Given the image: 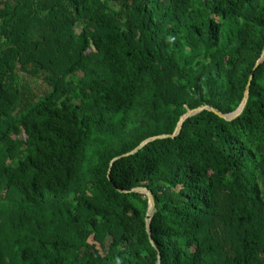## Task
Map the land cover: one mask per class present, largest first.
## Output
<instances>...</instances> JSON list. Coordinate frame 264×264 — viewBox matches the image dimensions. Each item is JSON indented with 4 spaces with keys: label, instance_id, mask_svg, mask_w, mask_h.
<instances>
[{
    "label": "trees",
    "instance_id": "obj_1",
    "mask_svg": "<svg viewBox=\"0 0 264 264\" xmlns=\"http://www.w3.org/2000/svg\"><path fill=\"white\" fill-rule=\"evenodd\" d=\"M263 50L264 0H0V264H264Z\"/></svg>",
    "mask_w": 264,
    "mask_h": 264
},
{
    "label": "water",
    "instance_id": "obj_2",
    "mask_svg": "<svg viewBox=\"0 0 264 264\" xmlns=\"http://www.w3.org/2000/svg\"><path fill=\"white\" fill-rule=\"evenodd\" d=\"M263 58H264V50L262 52L260 60L257 61L254 69H256L258 67L259 62L262 61ZM251 80H252V75L249 76L247 85L245 87L242 103L233 113L223 115V114H220L219 112H217L216 110H214L213 108L208 107V106H204V107H201V108H198V109H195V110L188 111L180 119V121H179V123L177 125V128H176L175 132L173 133V135H170V136L169 135H165V136H157V137L149 138V139L143 141L138 147H136L133 151H131L130 153H128L126 155H131V154L136 153L144 144H146V143H148L150 141H153V140H156V139H163V138H174L175 136H177L180 133L182 125H183L184 121L187 118H189L190 116H192V115H194V114H196L198 112H201L203 110H208V111L214 113L219 118H221L223 120H226V121H231V120L235 119L236 117H238L242 113V111H243V109L245 107V104H246L247 99H248L249 87H250V84H251ZM115 160L116 159H114L113 161H115ZM130 192L143 194V195H145L147 197L149 207H148L147 214H146V220H148V218L152 215V212H153L154 207H155L154 200H153V197H152L151 193L146 188H140V187L133 188V189L130 190ZM149 232H150V228H149V226H147V233H149ZM150 243H151V245H153L151 240H150ZM157 258H158V263L157 264H160V256H159V254L157 255Z\"/></svg>",
    "mask_w": 264,
    "mask_h": 264
}]
</instances>
